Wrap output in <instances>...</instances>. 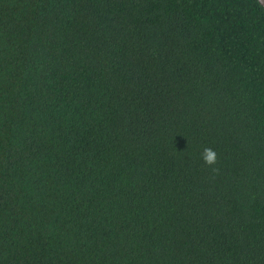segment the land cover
I'll return each instance as SVG.
<instances>
[{
	"label": "trees",
	"instance_id": "16d2710c",
	"mask_svg": "<svg viewBox=\"0 0 264 264\" xmlns=\"http://www.w3.org/2000/svg\"><path fill=\"white\" fill-rule=\"evenodd\" d=\"M0 264H264L258 0H0Z\"/></svg>",
	"mask_w": 264,
	"mask_h": 264
},
{
	"label": "water",
	"instance_id": "95a60500",
	"mask_svg": "<svg viewBox=\"0 0 264 264\" xmlns=\"http://www.w3.org/2000/svg\"><path fill=\"white\" fill-rule=\"evenodd\" d=\"M258 1L264 7V0H258Z\"/></svg>",
	"mask_w": 264,
	"mask_h": 264
}]
</instances>
